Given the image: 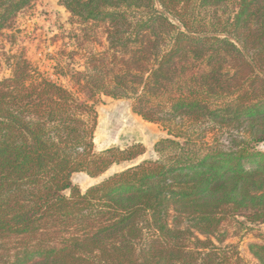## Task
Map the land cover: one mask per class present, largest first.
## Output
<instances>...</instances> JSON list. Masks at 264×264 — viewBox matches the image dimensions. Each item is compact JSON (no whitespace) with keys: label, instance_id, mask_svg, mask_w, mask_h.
<instances>
[{"label":"trees","instance_id":"1","mask_svg":"<svg viewBox=\"0 0 264 264\" xmlns=\"http://www.w3.org/2000/svg\"><path fill=\"white\" fill-rule=\"evenodd\" d=\"M35 1L0 0V31ZM59 2L64 54L84 52L71 88L23 56L0 78V264H241L231 239L251 232L264 264V0ZM100 95L167 136L81 191L73 173L143 152L95 150Z\"/></svg>","mask_w":264,"mask_h":264},{"label":"rangeland","instance_id":"2","mask_svg":"<svg viewBox=\"0 0 264 264\" xmlns=\"http://www.w3.org/2000/svg\"><path fill=\"white\" fill-rule=\"evenodd\" d=\"M76 27L77 24L59 0H36L17 14L10 27L0 31V78L11 75L13 62L17 57L23 56L37 67L39 72L44 74L43 76L48 75L71 88L76 78L74 72L82 70L84 62L81 57L84 54L83 50L76 53L72 60L64 54L76 49L73 48L72 40L68 38L69 31ZM94 46L97 50L101 49L98 43ZM59 66L63 67L60 75L57 72ZM73 90L81 101L86 100L84 92L76 90V86ZM91 102L96 116L93 138L96 151L110 147L124 149L141 145L143 152L131 160L111 164L95 177H90L84 172L73 173L71 180L81 191L113 172L144 159L155 158L154 143L167 136L166 131L159 124L146 121L134 113L131 100L100 95L88 100V103ZM238 134L240 135V130H231L222 134L218 132L217 138L226 146L229 138ZM208 135L210 137V133ZM257 147L264 151V143L258 144ZM261 229L264 230V224L261 225ZM255 240L257 237L253 232L231 239L239 257L242 258L241 264H256L247 248V244ZM231 264L237 263L232 259Z\"/></svg>","mask_w":264,"mask_h":264}]
</instances>
